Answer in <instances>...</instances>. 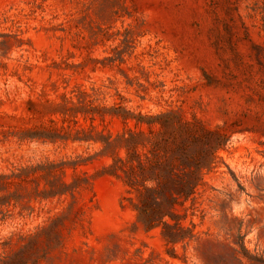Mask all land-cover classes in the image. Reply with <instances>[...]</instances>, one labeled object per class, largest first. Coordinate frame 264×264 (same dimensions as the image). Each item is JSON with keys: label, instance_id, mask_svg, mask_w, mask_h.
<instances>
[{"label": "rangeland", "instance_id": "obj_1", "mask_svg": "<svg viewBox=\"0 0 264 264\" xmlns=\"http://www.w3.org/2000/svg\"><path fill=\"white\" fill-rule=\"evenodd\" d=\"M0 264H264V0H0Z\"/></svg>", "mask_w": 264, "mask_h": 264}]
</instances>
